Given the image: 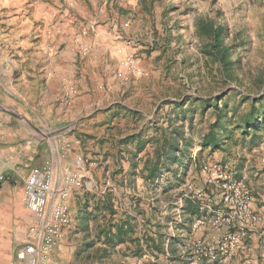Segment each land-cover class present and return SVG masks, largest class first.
<instances>
[{
  "label": "rangeland",
  "instance_id": "374dc122",
  "mask_svg": "<svg viewBox=\"0 0 264 264\" xmlns=\"http://www.w3.org/2000/svg\"><path fill=\"white\" fill-rule=\"evenodd\" d=\"M125 3L120 15L135 36L106 61L117 86L109 100L118 102L55 132L76 133L80 167L91 173L76 172L83 184L70 188L60 240L72 264H191L193 223L222 207L208 183L214 167L245 178L258 215L254 203L264 205V123L242 131L264 103L247 99L264 96V0ZM213 128L220 144L206 147Z\"/></svg>",
  "mask_w": 264,
  "mask_h": 264
},
{
  "label": "crops",
  "instance_id": "0c3cea01",
  "mask_svg": "<svg viewBox=\"0 0 264 264\" xmlns=\"http://www.w3.org/2000/svg\"><path fill=\"white\" fill-rule=\"evenodd\" d=\"M102 2L0 0V264H29L18 254L26 245L43 242L66 186L65 172L91 174L82 171L76 133L68 131L118 102L109 100L117 86L106 61L119 56V48L125 51L135 36L120 15L125 0ZM3 106L27 109L29 114L22 112L20 118L28 123ZM44 124L52 126L49 133L39 131ZM61 126L70 128L57 136ZM46 164L53 169L55 193L45 214L38 215L25 204V183L34 167ZM254 208L260 220L227 264H264V205L255 202ZM194 234L208 238L211 231ZM194 236L181 246L183 256ZM65 237L53 248L50 264H72L63 248Z\"/></svg>",
  "mask_w": 264,
  "mask_h": 264
},
{
  "label": "built area",
  "instance_id": "2783aa9c",
  "mask_svg": "<svg viewBox=\"0 0 264 264\" xmlns=\"http://www.w3.org/2000/svg\"><path fill=\"white\" fill-rule=\"evenodd\" d=\"M133 63L129 59L128 64ZM214 169L215 173L207 175L208 183L220 191L222 207L213 211L210 217L201 216L193 223L196 231L205 228L211 231L208 238L199 237L193 242L190 252L194 264H227L248 237L253 224L259 220V215L253 209V198L245 178H237L221 167ZM203 171L208 172V168ZM65 184L54 206L53 223L48 227L43 242L38 246L26 245L18 254L21 259L28 260L29 264H50L51 252L70 220V188L82 186L83 181L76 172L67 170ZM205 191V188L199 190V200H203ZM54 193L52 167L48 164L34 167L25 183L24 198L27 208L38 215H44Z\"/></svg>",
  "mask_w": 264,
  "mask_h": 264
},
{
  "label": "trees",
  "instance_id": "16d2710c",
  "mask_svg": "<svg viewBox=\"0 0 264 264\" xmlns=\"http://www.w3.org/2000/svg\"><path fill=\"white\" fill-rule=\"evenodd\" d=\"M224 30H225V28L222 27V26H218L216 28L215 33H216L217 39H220V37H222V35L224 33ZM211 53H213L212 55H214L219 60H222V57L218 54V52L216 50L211 51ZM225 60H227V59H225ZM263 97L264 96H262L260 98H251V97L247 96V99H251L252 100V103L255 104V103H263L264 102V98ZM254 112H257V114L259 115V117H258L257 120L255 119L256 121L255 120L250 121L251 116H252V113L250 114L251 116L249 118H247L246 122L244 123L243 130H242L243 131V135L249 134L251 128H253L255 131L258 130V128L261 125H263V123H264L263 122L264 120L262 121L263 116H264V103L261 104L259 110L257 109V107L256 108L254 107ZM221 117H222V115L219 117V119H221ZM228 120L230 121V118H228ZM252 122H254V123H252ZM238 127H241V126L239 125ZM219 144H220V140H219V138H218V136L216 134V130L213 128L204 137L203 145L206 146V147L207 146H210L211 148H216V147L219 146Z\"/></svg>",
  "mask_w": 264,
  "mask_h": 264
},
{
  "label": "water",
  "instance_id": "95a60500",
  "mask_svg": "<svg viewBox=\"0 0 264 264\" xmlns=\"http://www.w3.org/2000/svg\"><path fill=\"white\" fill-rule=\"evenodd\" d=\"M5 110H7V109H5ZM17 114V113H16ZM19 117H22L20 114H17Z\"/></svg>",
  "mask_w": 264,
  "mask_h": 264
}]
</instances>
